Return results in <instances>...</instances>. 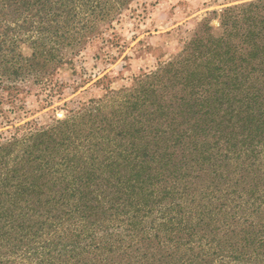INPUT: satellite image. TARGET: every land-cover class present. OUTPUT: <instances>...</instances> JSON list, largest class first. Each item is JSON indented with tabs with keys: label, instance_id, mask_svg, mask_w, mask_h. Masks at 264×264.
Returning a JSON list of instances; mask_svg holds the SVG:
<instances>
[{
	"label": "trees",
	"instance_id": "1",
	"mask_svg": "<svg viewBox=\"0 0 264 264\" xmlns=\"http://www.w3.org/2000/svg\"><path fill=\"white\" fill-rule=\"evenodd\" d=\"M129 1L0 0L1 88L60 64L65 48ZM240 16L203 70L181 79V96L167 104L160 83L131 96L125 109L94 119L87 149L74 145L81 130L72 120L0 146V264H264V223L249 214L234 226L244 214L225 201L195 205L184 185L205 170L225 185L223 170L243 159L238 168L249 162L253 182L225 196L244 197L237 208L264 204V94L247 86L251 71L264 73V0ZM24 28L38 49L27 57L18 50ZM216 220L227 228L219 238Z\"/></svg>",
	"mask_w": 264,
	"mask_h": 264
},
{
	"label": "rangeland",
	"instance_id": "2",
	"mask_svg": "<svg viewBox=\"0 0 264 264\" xmlns=\"http://www.w3.org/2000/svg\"><path fill=\"white\" fill-rule=\"evenodd\" d=\"M260 1L130 0L111 20L98 23L90 37L65 48L60 54V64H49L43 75H30L19 81L15 90L6 91L0 86V146L16 137L25 139L32 131H43L72 120L79 122L77 129L81 130L74 138L77 141L74 145L87 149L93 144H87L86 136L91 135L89 127L94 119L112 117L114 111L125 109L131 96L160 83L166 85L168 97L161 93L157 96L168 104L170 96H181V79L208 59L211 47L228 33H237L234 27L242 18L243 8ZM242 23L247 24L243 21L241 26ZM240 30L242 33L243 29ZM22 31H25L24 40L20 41L18 50L27 57L38 51L32 43L36 36L31 39L27 35L29 30ZM247 80V86L255 84L253 87L262 88L264 94L263 72L251 71ZM175 81L179 84L173 85ZM100 112L105 115H98ZM241 163L243 159L232 160L231 167L223 170L228 180L225 185L218 186V181L211 180L208 170L191 171L184 185L191 186L196 194L195 205L215 207L225 201L229 208L244 214L234 226H246L244 221L249 214H254L250 219L255 224L264 223V214L258 213L264 204L256 210L250 203L243 204L240 209L236 205L244 197L237 202L234 194L225 196V192L237 187V182L241 191L253 182L255 171L245 170L249 162L239 169ZM259 165L264 171V157ZM196 174L203 176L191 179ZM243 196L248 195L243 193ZM215 223L222 226L216 232L218 238L227 233L223 221ZM244 232L240 229L232 234L233 240L242 241Z\"/></svg>",
	"mask_w": 264,
	"mask_h": 264
}]
</instances>
